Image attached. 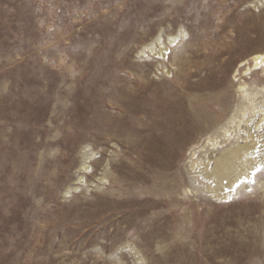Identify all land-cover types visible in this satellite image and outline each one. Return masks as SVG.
Here are the masks:
<instances>
[{
	"label": "rangeland",
	"instance_id": "obj_1",
	"mask_svg": "<svg viewBox=\"0 0 264 264\" xmlns=\"http://www.w3.org/2000/svg\"><path fill=\"white\" fill-rule=\"evenodd\" d=\"M157 37L161 63L139 54ZM255 54L264 0H0V264H264L263 191L218 203L184 168L264 85ZM86 145L96 177L65 195Z\"/></svg>",
	"mask_w": 264,
	"mask_h": 264
},
{
	"label": "bare ground",
	"instance_id": "obj_2",
	"mask_svg": "<svg viewBox=\"0 0 264 264\" xmlns=\"http://www.w3.org/2000/svg\"><path fill=\"white\" fill-rule=\"evenodd\" d=\"M166 41L154 38L139 50V54L156 59L159 63L164 62L175 38ZM249 63L252 71H255L252 74L254 79L264 72V55L255 54L243 65ZM237 93L238 101L227 117L212 123L210 132L202 140L190 145L184 163L190 187L188 192L209 197L222 204L251 190L253 182L264 193L262 177L257 174L264 167V85L258 86L255 81L251 85L242 83ZM187 123L186 119L170 120L164 131L165 141L186 144L189 138ZM87 148L86 145L81 149V163L75 168L74 184L65 189V195L70 194V190H77L87 175L96 177L95 171H90L88 166L93 155L88 153ZM108 165L105 162L103 175L98 179L101 184L105 182Z\"/></svg>",
	"mask_w": 264,
	"mask_h": 264
}]
</instances>
